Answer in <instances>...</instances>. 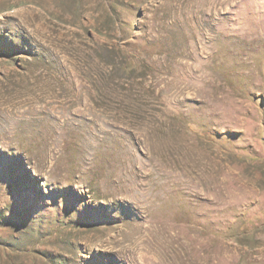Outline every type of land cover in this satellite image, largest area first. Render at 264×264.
<instances>
[{
  "label": "rangeland",
  "instance_id": "374dc122",
  "mask_svg": "<svg viewBox=\"0 0 264 264\" xmlns=\"http://www.w3.org/2000/svg\"><path fill=\"white\" fill-rule=\"evenodd\" d=\"M0 264H264V0H0Z\"/></svg>",
  "mask_w": 264,
  "mask_h": 264
}]
</instances>
